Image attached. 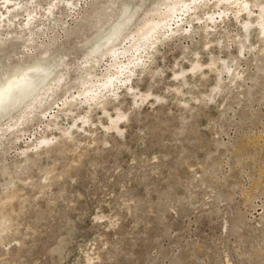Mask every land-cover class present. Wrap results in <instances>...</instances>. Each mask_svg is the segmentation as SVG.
<instances>
[{
  "label": "rangeland",
  "instance_id": "374dc122",
  "mask_svg": "<svg viewBox=\"0 0 264 264\" xmlns=\"http://www.w3.org/2000/svg\"><path fill=\"white\" fill-rule=\"evenodd\" d=\"M165 1L11 0L41 25L2 31L0 82L33 70L54 89L1 117L23 118L0 130V264H264V0L248 18L202 1L120 87L62 105Z\"/></svg>",
  "mask_w": 264,
  "mask_h": 264
},
{
  "label": "bare ground",
  "instance_id": "6f19581e",
  "mask_svg": "<svg viewBox=\"0 0 264 264\" xmlns=\"http://www.w3.org/2000/svg\"><path fill=\"white\" fill-rule=\"evenodd\" d=\"M202 1H203V3H205L204 1H207V0H176V1H173L172 3H171V1H169L170 3L165 1L166 3H164V5H163L164 6L163 11L161 12V10H157V9H155L156 11L153 10V12L155 11V15L157 14V17L152 14V16H154L156 18H151L152 16H150L151 19H148V20L146 19V22H144L142 27H140L141 31L140 32L138 31L137 35L130 38L128 46H125L119 50L109 49L107 52H105V54H107L109 57H111L113 59L114 63L112 66H114V68H115L114 72H112V74H110L107 77L105 76L106 78H104L99 83H98V81H97V83H95V82H92L90 80L91 81V82H89L90 84L89 83L87 84L89 79L87 80L86 77L85 78L82 77L84 80L82 79L83 83H81L82 82L81 81L80 84H82L84 89L81 91H78L77 95L69 96V99H66L62 105H66L67 103L71 104L72 102L77 103L78 101L81 102V104H83V103L84 104L85 103L90 104L91 101L101 100L103 97H105L106 93H109V91L114 90V88L120 87L121 84L125 83L126 80L129 79L133 69L136 66H138V64L141 62L142 57H143V52L145 53V51L148 48H151V46H153L154 43L157 42V40H158L157 35H159L160 32H162V33L167 32V34H168L169 29L173 30V25H175L177 27L179 24L183 23V21H185V23H190L188 18L190 19L192 11L194 9L196 10V8H197L196 5H199V3H201ZM190 2H191V4H190ZM249 3H250V1H249ZM68 4H70V2H68ZM68 4L66 2V6ZM215 4H216V6L223 4L225 6L234 7L236 9L235 11H236L237 15H239V16L245 15L246 18H248L249 15L252 14V11L248 7V0H244L242 2H240V0H215ZM71 5H73V7H74V4H71ZM71 5H69V6L72 7ZM252 6H254V5H252ZM55 7H56V5L53 6V8H55ZM49 8H50V6H49ZM3 9H4V11H2ZM50 9L49 10L47 9L48 11L46 10L49 13V17H50V14L52 13V11ZM159 9H160V7H159ZM262 11L263 10L261 9V13L259 14L258 18H256L259 20L258 23H256V24L259 26L261 33L264 32V15H263L264 13ZM157 12L158 13L160 12V14H158ZM193 13H194V11H193ZM24 14H26L25 15L26 19H24L22 22H19L20 17L23 18ZM222 14L223 13L219 14L218 17H216V18L214 16L208 15L207 19L203 22H206V23L209 22V23L215 24L217 22V18L221 19V22H223L225 20L224 18L226 16L222 15ZM234 14H235V12H234ZM36 15H37V13H36ZM36 15H33V13H29L27 11V9L24 10L23 7H21L20 5H11V0H0V34L2 33V31H4V33L6 32L8 35V33L10 31V30L8 31V29L13 25L16 28L18 27L17 30H19L20 33L24 32L26 35L30 34V36H31V34H33V30L31 29V26L37 28L39 25H41V24H36L38 22L36 20L37 19ZM42 15H44V14H42ZM45 15L43 17H45ZM192 16H194V15L192 14ZM235 21H236V19H235ZM191 23H192V21H191ZM246 24H247V22L245 23L244 27H248V24L247 25ZM178 28L179 27H177V31H178ZM26 30H28L27 33H26ZM180 30H182V29H180ZM169 33H170V31H169ZM19 34H17V37ZM12 35H14V34H12ZM26 35H25V37H26ZM19 37H20V35H19ZM14 38H16V37H14ZM156 38H157V40L155 41ZM28 39H29V37H28ZM30 41H28V42L30 43ZM0 43L2 44V41ZM102 55H104V54H102ZM107 55H104V56H107ZM125 56H126V61L125 60L122 61L120 58L125 57ZM98 64H99V62H98ZM42 66H43V64L36 63L33 66H31V69H33L35 67L38 70V68L40 69V68H42ZM192 68H193V70H195L194 67H192ZM137 69H138V67H137ZM196 70H198V69H196ZM87 71H89V70H87ZM88 74L89 73H87V77L92 75L93 73L90 75H88ZM15 75H16V77L15 76L14 77H12V76L7 77L3 82H0V130L3 129L5 132H8L7 130L12 129L15 126L17 127V122H19V120L23 118L22 115L21 116L19 115V117H17V120L14 123L7 124L6 126H4L5 123L1 121L2 120L1 117L5 112L11 111L15 108L17 109V107H19V106H22L25 110L37 107V105H39V107H40V105L46 99H48L50 96H52L51 95V94H53L52 90L54 89L53 88L54 86L52 84L45 83L46 77L48 76V74H46V73H43V72L41 73L39 71L36 72V71L32 70V71H27V72H23V73L20 72V73L15 74ZM17 75H19V76L17 77ZM61 79H62V75L57 79L56 82L60 83ZM42 88H45V89L42 90ZM128 90H130V89H128ZM52 102H50V103H52ZM70 104H68V105H70ZM20 109H22V108H20ZM24 109H23V113H24ZM30 111L31 110H29V112ZM46 111H48V110H46ZM25 113H28V112H25ZM43 113H44V111H43ZM29 114H31V113H29ZM49 116H51V115H49ZM25 118H27V117H25ZM117 118H119V117H117ZM120 118H121V115H120ZM120 118L118 119L119 121H120ZM112 119H110L108 121L114 122V120H112ZM84 121H85V119H84ZM22 122H24V121H22ZM81 123L83 124V122H81ZM111 124L115 125L117 123L114 122ZM85 126H86V123H85ZM71 128H72V125H71ZM5 132H3V133H5ZM63 133H64V131H63ZM66 133H67V131H66ZM1 134H2V132H1ZM49 139H43V140H41V142L39 144L40 145L41 144L46 145L47 143L49 144L50 142H52V140H49ZM38 141H36V142H38ZM37 146H38V144H37ZM36 149H38V148H36Z\"/></svg>",
  "mask_w": 264,
  "mask_h": 264
}]
</instances>
